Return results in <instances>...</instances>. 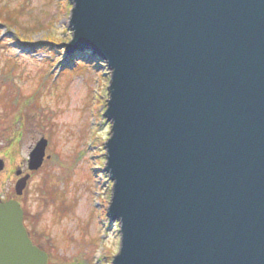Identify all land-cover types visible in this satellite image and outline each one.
Instances as JSON below:
<instances>
[{"label":"water","instance_id":"1","mask_svg":"<svg viewBox=\"0 0 264 264\" xmlns=\"http://www.w3.org/2000/svg\"><path fill=\"white\" fill-rule=\"evenodd\" d=\"M72 2L67 51L112 71V264H264V0ZM48 263L21 205H1L0 264Z\"/></svg>","mask_w":264,"mask_h":264},{"label":"rangeland","instance_id":"2","mask_svg":"<svg viewBox=\"0 0 264 264\" xmlns=\"http://www.w3.org/2000/svg\"><path fill=\"white\" fill-rule=\"evenodd\" d=\"M6 7L23 13L18 26L0 22V110L21 117L14 133L6 129L2 154L27 168L36 144L48 140L23 198L26 225L48 264H112L121 247L120 222L108 216L114 181L105 171L112 71L89 51L81 58L67 51L72 0H0V12ZM52 40L61 42L55 53L34 49Z\"/></svg>","mask_w":264,"mask_h":264},{"label":"flooded vegetation","instance_id":"3","mask_svg":"<svg viewBox=\"0 0 264 264\" xmlns=\"http://www.w3.org/2000/svg\"><path fill=\"white\" fill-rule=\"evenodd\" d=\"M21 114L19 111L16 110H0V122L8 121V124L1 125L0 124V141L4 139L7 135L6 129H12L11 133H14L18 124H20L19 118ZM13 144H11L12 146ZM3 147L0 146V206L6 204L11 201L18 202L25 210L26 206L23 205V198L26 195L28 185L34 176L32 172L29 171V161L27 160V168L23 166L22 163H16L9 161L7 164L6 159L7 156L2 154ZM31 176L27 182L26 189H24L23 193L20 195L17 191L18 183L27 176ZM25 218H26V210H25ZM27 219L25 223L28 222ZM31 236V233H30Z\"/></svg>","mask_w":264,"mask_h":264},{"label":"trees","instance_id":"4","mask_svg":"<svg viewBox=\"0 0 264 264\" xmlns=\"http://www.w3.org/2000/svg\"><path fill=\"white\" fill-rule=\"evenodd\" d=\"M4 9L6 10L5 12L4 11L0 12V22L1 23L3 22L4 24H6L8 26H13V27H15L16 25L18 26L19 20L22 17L21 15H22L23 12H21V14H19L18 13V10H20L19 8L15 9V10H11V8L6 7ZM8 9H10V10H8ZM60 43L61 42H58L56 40H52L48 44L47 43L36 44L35 45L36 47H34V49L35 48L38 49V47H37V45H38V46L41 47V50L43 48L44 51H46L48 53H51V52L55 53L56 52L55 48H58ZM84 53H85L84 51H81V52L77 53L76 56L81 58V57L84 56L83 55ZM87 59H89V61H91V63H94V61H95L94 57L87 58ZM84 63H85V61H84ZM82 64H83L82 62H79V63L76 62V64L73 63V67H75L76 69H79V68H81L83 66ZM51 77H52V75H51ZM16 100H17V98L15 99V102H16ZM15 105H16V103H15ZM26 219H28V211H27V209H26ZM28 230H29V227H28ZM29 232H30V230H29ZM32 240L34 241V243L37 246L41 247L40 243L38 242V240L35 237L32 236Z\"/></svg>","mask_w":264,"mask_h":264}]
</instances>
